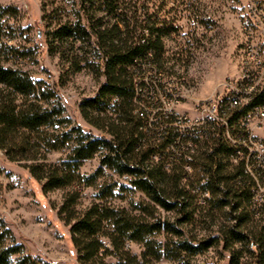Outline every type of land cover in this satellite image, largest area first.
<instances>
[{
	"label": "trees",
	"instance_id": "1",
	"mask_svg": "<svg viewBox=\"0 0 264 264\" xmlns=\"http://www.w3.org/2000/svg\"><path fill=\"white\" fill-rule=\"evenodd\" d=\"M139 2L82 0L86 28L65 23L49 32L57 52L66 46L73 49L80 40L86 45L87 50L79 47L82 55L72 59L78 70L81 63L92 66V49L100 60L96 70L104 80L80 105L84 120L104 133L99 137L81 127L68 130L72 122L60 105H43L49 98L42 82L38 86L24 71L4 65L2 59L11 50L24 53L5 43L6 38H16L5 17L17 18V9L0 6V150L12 160L38 161L25 166L42 183L44 193L65 191L59 216L70 226L81 264H99L108 255L117 257L118 264H156L162 258L174 264H201L194 259L217 247L230 255V264H264V168L243 145L249 134L242 125L252 107H264V93L246 109H233L224 127L216 126L206 139L196 140L193 151L178 142L172 128L148 129L135 104V85L152 67L164 76L166 59L161 53L171 25L166 14L161 15L166 0H160V8L152 14ZM98 12L117 19L102 28L93 23ZM61 54L65 58L66 53ZM18 97L23 99L21 105L16 103ZM57 128L63 131L56 133ZM42 149L69 153L49 163L46 155L38 157ZM95 156L100 157V167L91 175L83 174V162ZM195 168L203 175L194 180L189 173ZM105 169L131 178L133 188L146 199L132 203L131 210L94 203L80 211L82 188L94 186ZM187 185L198 187L190 190ZM109 194L103 192L100 198ZM5 223L0 216V264H36ZM128 242L143 246L140 256L126 249Z\"/></svg>",
	"mask_w": 264,
	"mask_h": 264
},
{
	"label": "rangeland",
	"instance_id": "2",
	"mask_svg": "<svg viewBox=\"0 0 264 264\" xmlns=\"http://www.w3.org/2000/svg\"><path fill=\"white\" fill-rule=\"evenodd\" d=\"M166 1L165 8L160 10L162 17L166 14L171 30L164 39L161 53V57L166 59L163 78L181 96L180 103L176 105L178 109L175 110L193 119L196 114L192 108L197 102L220 94L226 79L241 74V67L246 62L241 16L242 20H246L251 12H243L247 0H185L187 4ZM259 1H263L264 6V0H249L250 6H257ZM159 3L160 0H140L139 6H146L147 12L152 14L160 8ZM0 6L17 9L18 17L6 16L5 21L16 30L12 47L24 53L18 55L11 50L2 59L4 65L24 71L38 86L42 82V89L49 98V102H42L43 105L52 107L59 104L63 116L72 122L68 130L81 127L84 133L105 136L88 124L80 111L82 101L94 96L104 80L96 70V65L100 63L99 59H95L96 53L89 49L92 51L89 54L92 66L81 63L78 65L81 70H78L72 59L74 55H82L79 47L84 46L87 50L81 40L76 42L73 49L66 46L58 52L52 50L50 45L49 32L59 25L67 23L75 27H87L82 0H0ZM260 14L261 26L264 28V12L260 10ZM116 19L114 15L98 12L93 23L104 28ZM262 32L261 38H264ZM151 39L154 40L155 36ZM62 52L66 53L63 59ZM169 57L175 61H169ZM248 59V64L255 61L252 57ZM16 103L21 105L23 99L18 97ZM55 131L60 133L63 129L57 128ZM256 134L264 141V129L257 130ZM231 137L237 143L240 142L239 138ZM0 151L3 152V155L0 153V216L6 222V228L12 232L15 242L24 245L25 253L36 264H81L71 241L70 226L59 216L65 191L44 193L42 183L25 166L38 161L12 160L6 151ZM68 153V149L52 152L42 149L38 157L42 159L46 155V162L55 163L66 158ZM99 167L100 157L95 156L83 162L81 172L91 175ZM189 174L194 180L196 176L203 175L198 168ZM188 179L186 177L184 183ZM195 187L198 186H188V189ZM103 192L110 194L102 199ZM143 199L146 197L133 188L131 178L120 177L105 169L94 186L82 188L77 208L83 211L94 203H103L131 210L134 207L132 203L142 202ZM158 239L162 240L161 237ZM104 242L107 247H111L107 239ZM126 249L138 256L144 251L142 245L133 242H128ZM194 260L201 264H230V255L217 247ZM117 262V257L108 255L99 264ZM156 264L174 262L162 258Z\"/></svg>",
	"mask_w": 264,
	"mask_h": 264
},
{
	"label": "built area",
	"instance_id": "3",
	"mask_svg": "<svg viewBox=\"0 0 264 264\" xmlns=\"http://www.w3.org/2000/svg\"><path fill=\"white\" fill-rule=\"evenodd\" d=\"M246 2L243 12H251V19L242 20L241 16V30L243 42L250 44V52L245 57L246 67H241V74L226 79L220 94L197 102L192 108L195 109L196 117L192 119L175 110L181 101L180 94L152 67L137 78L135 85V104L138 105L139 115L146 120L148 129L156 125L160 126L162 132L172 128L178 134V142L185 149L193 151L196 140L206 139L216 126L224 127V118L233 109H246L260 93H264V73H259V67L248 65V57L257 58L259 66L260 60L264 59V40L261 35H254V26H261L260 10H264V6H250L249 0ZM261 31H264L263 26ZM5 43L14 45L15 40L6 38ZM251 109L253 111L242 122L249 134V141L243 142V145L248 148L249 155L255 156L264 168V141L256 134L257 130L264 129V109H257V105ZM225 128L229 130V127ZM175 151L181 155V152ZM0 153L3 155L2 151Z\"/></svg>",
	"mask_w": 264,
	"mask_h": 264
},
{
	"label": "bare ground",
	"instance_id": "4",
	"mask_svg": "<svg viewBox=\"0 0 264 264\" xmlns=\"http://www.w3.org/2000/svg\"><path fill=\"white\" fill-rule=\"evenodd\" d=\"M260 5V6H263V1H259L257 6ZM264 12V10H262ZM260 17H261V14H260ZM246 20H250L251 19V13H249V15L245 18ZM257 33H259L261 36L263 35V32L261 31V26H254V35H256ZM258 35V34H257ZM264 40V38H263ZM249 52H250V44H246L244 45L243 47V53H244V56L246 57V55H249ZM255 59V61H251L250 64H248L250 67H259V73H264V59H261L260 60V66H259V60H257V58L255 57H252ZM250 59V58H249ZM248 59V60H249ZM243 67H246V62L245 64L243 65ZM263 105V104H262ZM261 105V106H262ZM257 109H264V107H257ZM224 121H225V118H224ZM243 122V121H242ZM226 125V124H225Z\"/></svg>",
	"mask_w": 264,
	"mask_h": 264
}]
</instances>
